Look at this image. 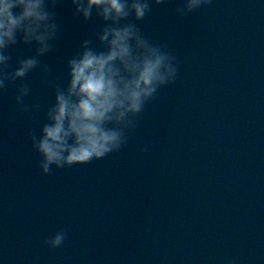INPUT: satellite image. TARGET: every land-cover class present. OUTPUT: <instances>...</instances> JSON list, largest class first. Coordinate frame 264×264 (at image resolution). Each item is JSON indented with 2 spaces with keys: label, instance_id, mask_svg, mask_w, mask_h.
I'll list each match as a JSON object with an SVG mask.
<instances>
[{
  "label": "water",
  "instance_id": "water-1",
  "mask_svg": "<svg viewBox=\"0 0 264 264\" xmlns=\"http://www.w3.org/2000/svg\"><path fill=\"white\" fill-rule=\"evenodd\" d=\"M180 3L138 24L181 68L120 152L41 175L28 131L43 111L18 113L14 95L27 83L26 102L46 106L51 89L37 70L0 95V264H264V0H213L186 17ZM58 14L61 39L41 60L64 83L100 22L68 4ZM60 229L64 244L46 247Z\"/></svg>",
  "mask_w": 264,
  "mask_h": 264
},
{
  "label": "clouds",
  "instance_id": "clouds-1",
  "mask_svg": "<svg viewBox=\"0 0 264 264\" xmlns=\"http://www.w3.org/2000/svg\"><path fill=\"white\" fill-rule=\"evenodd\" d=\"M170 0H0V95L17 81L39 71L50 88L48 105L27 103L31 88H15L18 113L28 118L43 111L39 134L29 129L41 175L53 169L90 164L118 153L139 125L145 106L161 88L175 83L181 62L166 42L155 43L138 26L156 6ZM213 0H181L174 11L186 17ZM70 5L72 17L100 22L66 62V80L49 79L51 66L41 60L61 39L58 9ZM31 53L25 55L24 51ZM148 146L141 148L147 153ZM68 232L60 229L43 241L61 247ZM225 264H239L229 257Z\"/></svg>",
  "mask_w": 264,
  "mask_h": 264
}]
</instances>
